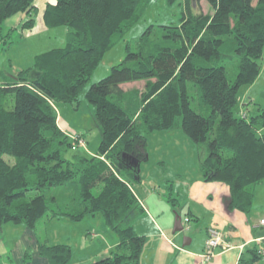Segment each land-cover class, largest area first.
Instances as JSON below:
<instances>
[{"label":"trees","instance_id":"obj_1","mask_svg":"<svg viewBox=\"0 0 264 264\" xmlns=\"http://www.w3.org/2000/svg\"><path fill=\"white\" fill-rule=\"evenodd\" d=\"M50 1L42 20L48 28L66 27L64 45L0 78V233L4 226H24L49 264H67L70 246L42 239L37 222L48 212V221L74 223L99 215L118 242L91 264H140L146 237L133 227L143 214L132 184L139 182L135 163L142 160L151 132L173 129L195 146L205 145L202 180L228 186L227 208L249 213L253 187L264 179V109L240 115L238 92L260 72L264 0H205L207 12L200 0H165L180 8L178 21L158 25L155 40L149 39L150 25L137 49L127 43L124 59L84 93L112 38L125 33L148 0ZM24 11L28 17L21 28L30 30L37 15L34 0H0V37L6 19ZM234 60L237 71L229 79L227 64ZM137 82L141 90L122 89ZM189 83L197 88L193 97ZM82 93L101 139L95 156H67L70 138L57 124L56 104L77 107ZM61 186L68 188L67 197L46 196ZM251 254L244 264L260 258Z\"/></svg>","mask_w":264,"mask_h":264},{"label":"rangeland","instance_id":"obj_2","mask_svg":"<svg viewBox=\"0 0 264 264\" xmlns=\"http://www.w3.org/2000/svg\"><path fill=\"white\" fill-rule=\"evenodd\" d=\"M169 7L170 6L167 5L165 0H148L144 10L138 18L128 26L125 33L123 35L116 34L112 38L110 47L102 54L99 63L92 71L89 83L84 87L83 93L91 84L106 77L111 67L119 64L124 59L127 43L130 44L129 46L132 51L137 49L136 41L143 36V33L150 25H154V27L149 34V39L155 40L158 38L161 32H158L156 25L161 19H167L171 11H174L173 7H175V5H172L171 8ZM205 10L207 9L205 8ZM21 13H25L26 17L23 16L25 19L28 17L26 11L17 12L13 16ZM34 18L35 24L30 30L22 29L21 27H17L11 31L5 28L3 29V36L0 37V78L2 76L10 77L14 74V71L32 66L34 58L37 55L64 45L67 30L65 26L48 28L44 23L40 22L37 16H34ZM236 67L237 60L227 64L229 79H233L237 71ZM142 86V83L137 82L125 84L122 86V89L125 91L132 89L141 90ZM188 86L189 94L193 97L197 88L191 83H189ZM83 93L79 98L80 103L77 107L67 103L56 104L55 111L59 128L63 131L67 130L72 135H81L82 139L86 142L85 146L81 147L78 141L74 142L73 138H70L71 146H69L66 151L67 156L76 153L79 155L92 156L96 154L100 143V129L93 120L91 106L83 98ZM249 98L254 100L253 104L249 103ZM244 103L249 105L247 109H249L252 114L255 111L254 107H256V109H264V57L260 63V72L255 82L251 85L242 86L239 89V107H242ZM191 105L194 109L197 108L195 100H192ZM205 154V145L195 146L180 129L151 132L147 136L145 152L138 166V175L141 181L138 182L133 180L132 183L137 199L145 210L144 216H138L133 224L137 232L143 229L153 230V226H151L152 223H148L146 218L150 219V217H152L155 221L159 222L158 217L161 216V214H159L154 207L158 206L159 209L160 206L168 205L166 203L171 205L174 204L173 197L176 198V196L172 193L180 188L182 184L180 180L184 181L191 175L194 176V174L199 171L200 160ZM179 175H182V177H178ZM100 188L101 185H97L93 189V193L97 194ZM69 194L68 188L62 186L53 187L46 191V196H56L57 199H60L59 201ZM168 209L170 210L169 218H171V214L174 210H171V207ZM251 209L254 212L264 214V180L255 187ZM63 211L66 210L63 209ZM47 215H50V212H48ZM47 215L37 222L36 233L42 235V239L48 240L49 243L52 244L63 242V239H60V235H64V237L67 236L69 238L67 242L71 244L70 246L74 249V253L81 259L79 264L86 263V261H83L84 255L88 256L90 252H99L103 247L101 243L108 245L109 242L112 243L114 239L118 240L116 234L112 232L106 225L104 219L99 215H95L94 219L100 221L103 226L105 225L103 230L99 225L95 223L92 224V222L85 217L82 218L83 220L81 219L82 221H78L74 224V226L77 227V231L71 230L69 233L65 234L62 232L64 231L63 229L55 228L54 230L52 226L48 224L50 220H47ZM90 216L91 215L87 217ZM184 220H187V218ZM188 222L185 224H188ZM89 226L98 236V239L88 236L86 230ZM13 231L19 230H10L8 232V237L15 234ZM187 234H189L188 227L184 226V230L178 232L177 235L184 237ZM92 239L93 242L90 243ZM19 240L20 238L12 241L11 244ZM75 242H77L76 246L74 245ZM80 242H83L85 246ZM205 243L206 242H204V247ZM111 251L112 249L109 251V254ZM93 253L91 254L92 256L95 255ZM146 254L152 255V252L150 250L144 251V257ZM203 254L204 250L200 257ZM1 258L0 256V264H4L3 261H7V259ZM89 264H91V262ZM206 264H208V262ZM259 264L263 263L261 262Z\"/></svg>","mask_w":264,"mask_h":264},{"label":"crops","instance_id":"obj_3","mask_svg":"<svg viewBox=\"0 0 264 264\" xmlns=\"http://www.w3.org/2000/svg\"><path fill=\"white\" fill-rule=\"evenodd\" d=\"M179 1L181 2L182 0ZM48 2L51 1L34 0V6L37 11L36 16L41 23H43V10ZM199 6H201L204 12L208 11L205 10V8L208 9V4L205 0H200ZM169 8H171V6ZM173 8L174 11H171L167 19H161L156 25L158 32L160 31L158 25H166L178 21L180 8L178 6ZM23 16L26 17L25 13L17 14L6 20L4 24L5 29L11 31L17 27H21L22 23L25 21ZM18 71H14V74ZM249 103L253 104L254 100L249 98ZM248 106L249 105L244 103L242 107H239L238 110L240 115L241 113H250V110L247 109ZM259 109L260 108L256 109V107H254V113ZM92 156H95V154ZM178 177L181 178L182 175ZM180 181L182 182L180 188L172 193L176 196V198L173 197L174 204L171 205L166 203L168 205L160 206L159 209L158 206L154 207L157 212L161 214V216L158 217L159 222L155 221L152 217H150V219L145 217L148 223H152L151 226H153V230L143 229L137 232L134 227L138 235L146 237L143 250H150L152 252V255L146 254L144 257V251L142 250L140 264H201L200 255L203 253L204 242L207 240V230L210 227H215L220 231L223 244L214 248L213 257L208 264H244L254 257L251 252H256L257 250H262L263 254L255 262L256 264L261 262L264 264V225L260 223V220L264 218V214L254 212L252 209H250L247 214L240 210L228 209L226 206V200L230 195L228 186L221 182L203 181L199 171H197L194 176L191 175L186 180ZM259 184H261V182L257 185ZM255 187L256 185L253 187L254 193ZM168 206L172 208L171 210H174L171 214V218H169L170 210ZM175 212L179 213L182 217V230H184V226L188 227L189 234L184 237L177 235L178 232L173 233ZM144 214L145 210L143 209L142 216H144ZM87 216L85 217L88 218L92 224L95 223L99 225L102 230L105 228V225L103 226L100 221L94 219L95 215H91L90 217ZM186 218L187 220H184ZM186 222H188V224H185ZM48 224L51 225L54 230L55 228L63 229V234L77 229V227L74 226V222L65 218L50 220ZM13 229L19 231H13L15 234L8 237V232ZM86 231L90 238L98 239V236L90 229V226ZM19 238V241L11 244L12 241L18 240ZM60 239H63L61 243L69 246L71 245L67 242L69 239L67 236L64 237V235H60ZM47 242L49 243L48 240ZM92 242L93 239L90 243ZM117 242L118 240L114 239V241L112 243L109 242L108 245L101 243L103 247L101 246L102 248L99 252H90L88 256H83V261H86L84 264L92 263L94 260L108 255L109 251L111 249L113 250L117 245ZM80 243L85 246L83 242ZM76 244L77 242H75L74 245L76 246ZM0 249V256L8 261H3L4 264H49L47 259L38 253L29 229L24 226L21 227V225L4 226L0 233ZM71 250V259L67 264H79L81 260L80 257L74 253V249L71 248ZM26 252L29 254L27 257L25 256ZM92 253L95 255L92 256Z\"/></svg>","mask_w":264,"mask_h":264},{"label":"built area","instance_id":"obj_4","mask_svg":"<svg viewBox=\"0 0 264 264\" xmlns=\"http://www.w3.org/2000/svg\"><path fill=\"white\" fill-rule=\"evenodd\" d=\"M64 134L68 138H73L74 141H78V144L81 145V147L85 146L86 144L85 141L82 138H80L78 135H72L67 130L64 131ZM260 223L264 225V218L260 220ZM221 244H223V239L220 231H218L215 227H210L207 230V240L204 247V254L200 257L201 263L206 264L207 262H209L213 257L214 248L218 247ZM256 253L259 256L263 254L262 250H257ZM252 264H256V262Z\"/></svg>","mask_w":264,"mask_h":264},{"label":"water","instance_id":"obj_5","mask_svg":"<svg viewBox=\"0 0 264 264\" xmlns=\"http://www.w3.org/2000/svg\"><path fill=\"white\" fill-rule=\"evenodd\" d=\"M137 165H139V164L135 163V166H137ZM182 229H183L182 217L180 216L179 213L175 212V221H174L173 233L181 232Z\"/></svg>","mask_w":264,"mask_h":264}]
</instances>
